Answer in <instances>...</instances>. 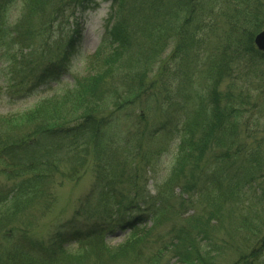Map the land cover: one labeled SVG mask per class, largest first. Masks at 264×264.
<instances>
[{
	"label": "trees",
	"instance_id": "obj_1",
	"mask_svg": "<svg viewBox=\"0 0 264 264\" xmlns=\"http://www.w3.org/2000/svg\"><path fill=\"white\" fill-rule=\"evenodd\" d=\"M16 1L0 0V44L12 48L19 81L35 86L58 80L79 51L80 19L96 0H24L20 15L9 23ZM107 1L105 31L91 58L93 72L28 110L0 116V173L12 181L0 191V264H162L167 254L182 264H215L208 228H225L243 188L257 174L264 175L261 152L240 134L244 108L233 102L231 92L223 96L218 90L223 75L232 70L227 52L211 59V84L201 100H194L197 108L183 111L173 123L175 161L153 192L146 187L149 161L160 150L144 149L143 144L171 131L172 118L147 127L142 111L127 131L120 133V124L123 118L132 119L136 104L151 106L158 85L175 79L167 68L171 63H187L189 75H183L193 78L189 64L195 65L194 49L202 40L197 24L218 0ZM263 2L255 1L242 16L241 27L262 28L264 18L260 20L256 7ZM56 30L60 38H54ZM254 30H248L247 40L243 30L235 38L238 53L250 63L264 55L252 44ZM88 166L93 182L74 214L46 237L35 236L34 220L25 209L48 198L57 178L77 179ZM197 205L177 224L175 218ZM164 221L171 223L160 232L156 228ZM244 225L242 220L236 230L242 232ZM116 228L128 230V235L108 245L104 237ZM72 243L80 244L76 255L69 251ZM250 252L251 260L241 251L233 264H254L264 252V233Z\"/></svg>",
	"mask_w": 264,
	"mask_h": 264
},
{
	"label": "rangeland",
	"instance_id": "obj_2",
	"mask_svg": "<svg viewBox=\"0 0 264 264\" xmlns=\"http://www.w3.org/2000/svg\"><path fill=\"white\" fill-rule=\"evenodd\" d=\"M23 1L17 0L10 9L9 23H13L20 15ZM226 1L218 0L217 6L212 3L214 9H211V13L208 9H205L203 19L201 18L200 22L199 20L195 22H199L197 25H200V28L197 30V34L199 39L202 40L196 42L197 47L194 49L197 55H195V65L189 64V66L191 65V71L193 70L194 73L193 78L188 79L183 75L186 73V75H189L187 63L185 65L177 64L176 62L174 64L171 63L167 68L171 69L170 73H175V79L168 84L167 80L164 87L158 85L155 88V97L148 102L151 106L143 105V103L133 105L132 119L123 118L121 121L120 133L127 131L130 126L136 124L138 122L137 115L142 111L146 114L145 125L147 127H156L166 117L172 118V122L169 124L171 131L168 133L163 131L143 144L144 149L160 150V154L153 156L149 161L151 172L147 174L146 187L152 192L155 190V186L157 188L159 183L168 176L175 161L178 138L172 132L173 123L183 114V111L189 112L188 109L194 108L195 110L197 108V106L193 105L195 104L194 100L196 101L198 98L201 100L208 92L210 80L207 78V69L211 59L224 57L223 54L225 52H227L226 62L230 64L233 62V65L231 64L232 70L233 68H236V70L234 72L231 70L228 75H223V79L219 82L218 90L223 96L231 92L229 95L232 96L233 102H238L244 108L245 112L242 113V118L238 125L241 130L240 134L242 138L247 139L251 146L257 147V150L261 152L264 163V55L262 57L259 55L256 59L257 61L250 63L244 54L240 55L238 53L235 40L236 36L242 35L241 30L244 31V36L247 40L249 31L255 29H249L248 25L241 27L243 22L241 18L243 15H247L248 10H250L256 0H230L231 3ZM96 2L97 4L86 11L80 19L82 22V42L79 51L74 56L68 72L56 81L35 86L31 84V81L20 82L18 79L20 74H18L16 66L12 65L13 61L10 55L12 48L0 44V116H10L28 110L43 98L74 88L77 78L93 72L95 66L91 59L92 54L104 34L105 21L110 6V2L107 0H96ZM235 4L238 5L236 6ZM256 8L258 10L256 13H259L260 20H263L264 4H257ZM209 17L213 18L212 22ZM235 18H237V23L234 22ZM261 27L259 30H254L253 36L264 29V24ZM201 28L203 29L201 30ZM60 33V30H56L54 38H60ZM252 44L255 47L254 37ZM170 49L171 46L166 51L168 52ZM258 51L262 53L261 50ZM164 54L160 62L156 61V64L154 63V70L159 68L158 66L162 62ZM167 59L163 62L167 61ZM151 74L152 72L149 75ZM150 78H147V80ZM145 94L143 93L142 95ZM238 94L240 95L237 97ZM189 97H191L190 101ZM140 160L138 158V161ZM256 176L249 185L243 188L239 206L233 207L234 214L231 219L225 222V228L220 227L215 232L213 227L208 228L212 241L208 244L209 251L214 254L213 256H216L215 264H233L235 261L240 260L241 251H244L243 254L246 260L252 259L253 255L250 252V247L264 233V175L257 174ZM92 182L93 172L91 166H88L77 179L57 178L48 189V198L35 201L31 208L25 209L24 214L34 220L32 228L35 236L38 238L46 237L55 225L74 214L78 204L88 194ZM11 184L12 181L0 173V191L4 193ZM175 193H179L178 187L175 189ZM199 207L197 205L196 208H189L190 210L182 213L181 217L175 218L177 224L194 210H198ZM242 220L245 225L242 232H239L236 227L241 224ZM170 223L171 221H164L156 229L160 228V232H163L169 227ZM258 229L261 231L258 232ZM127 235L128 230L116 228L112 232L107 233L104 240L108 245L115 246L125 240ZM249 241L250 244L247 243ZM79 246L80 244L78 243H72L69 246L70 253L76 255L79 251ZM89 255H92V253ZM260 255L258 260L256 258L254 264H264V252ZM88 261L86 260L85 263ZM67 264H71L70 261ZM162 264L182 263L176 257L167 254Z\"/></svg>",
	"mask_w": 264,
	"mask_h": 264
},
{
	"label": "water",
	"instance_id": "obj_3",
	"mask_svg": "<svg viewBox=\"0 0 264 264\" xmlns=\"http://www.w3.org/2000/svg\"><path fill=\"white\" fill-rule=\"evenodd\" d=\"M254 44L256 45L258 50H261L262 52H264V29L260 30L254 36Z\"/></svg>",
	"mask_w": 264,
	"mask_h": 264
}]
</instances>
